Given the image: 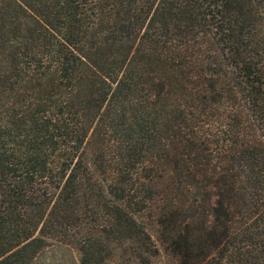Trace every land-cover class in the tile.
<instances>
[{
    "label": "trees",
    "instance_id": "16d2710c",
    "mask_svg": "<svg viewBox=\"0 0 264 264\" xmlns=\"http://www.w3.org/2000/svg\"><path fill=\"white\" fill-rule=\"evenodd\" d=\"M48 240L264 264V0H0V264Z\"/></svg>",
    "mask_w": 264,
    "mask_h": 264
},
{
    "label": "rangeland",
    "instance_id": "374dc122",
    "mask_svg": "<svg viewBox=\"0 0 264 264\" xmlns=\"http://www.w3.org/2000/svg\"><path fill=\"white\" fill-rule=\"evenodd\" d=\"M151 234L155 233L156 226H150ZM47 245L40 251L37 256L36 264H80L78 252L70 246L60 244L53 240H48ZM167 259L161 256L155 264H167Z\"/></svg>",
    "mask_w": 264,
    "mask_h": 264
}]
</instances>
